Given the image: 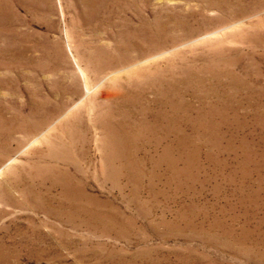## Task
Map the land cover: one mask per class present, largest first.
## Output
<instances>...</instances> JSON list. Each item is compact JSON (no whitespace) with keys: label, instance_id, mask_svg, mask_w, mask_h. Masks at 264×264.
<instances>
[{"label":"rangeland","instance_id":"obj_1","mask_svg":"<svg viewBox=\"0 0 264 264\" xmlns=\"http://www.w3.org/2000/svg\"><path fill=\"white\" fill-rule=\"evenodd\" d=\"M0 264H264V0H0Z\"/></svg>","mask_w":264,"mask_h":264}]
</instances>
